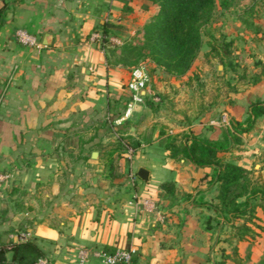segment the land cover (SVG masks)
<instances>
[{"label": "crops", "instance_id": "obj_1", "mask_svg": "<svg viewBox=\"0 0 264 264\" xmlns=\"http://www.w3.org/2000/svg\"><path fill=\"white\" fill-rule=\"evenodd\" d=\"M124 4L133 7L132 0H0V172L9 174L0 183V247L16 244L13 231L22 226L44 264H76L83 247L128 246L135 249L131 264H201L209 242L198 216L192 210L175 231L165 221L158 185L171 182L175 192L182 183L186 189L189 176L211 175L212 168L169 158L143 102L120 120L129 73L108 67L105 48L89 41L104 22L129 24L120 13ZM16 30L39 46L17 41ZM213 132L204 134L217 138ZM125 137L138 143L130 157L115 149L127 143ZM231 153L238 165L264 177V125L241 135L226 157ZM176 161L185 163L184 171ZM138 168L147 172L145 180ZM129 172L136 176L131 184ZM203 181L191 187L205 197ZM134 194L153 200L156 209L137 208ZM256 215L264 223V213ZM170 231L179 244L172 254L169 243L161 245ZM5 259L11 261L10 250Z\"/></svg>", "mask_w": 264, "mask_h": 264}, {"label": "rangeland", "instance_id": "obj_2", "mask_svg": "<svg viewBox=\"0 0 264 264\" xmlns=\"http://www.w3.org/2000/svg\"><path fill=\"white\" fill-rule=\"evenodd\" d=\"M132 1V8L124 4L120 12L128 19L129 24L111 25L109 28L108 35L118 37L120 44L107 46H120L152 21L156 5L150 0ZM199 30L200 46L183 74L166 72L149 57L138 61L139 65L144 66L147 84L155 98L153 104L156 110L153 111V119L156 121L153 124L158 130V144L167 135L174 137L176 142L183 136L207 137L204 133L208 130L212 133L215 130V137L218 138L221 135L220 126L222 129L228 128L230 118L243 120L249 104L255 98H264V0H233L227 8H221L219 0H216L208 21L202 23ZM107 65L114 67L111 63ZM120 68L125 71L126 76L131 70L124 66ZM125 78L120 81L123 82V88ZM125 100L123 95V101ZM256 124L264 125V120L258 118ZM125 138L127 144L135 146L136 141ZM115 149L121 152L125 148L120 142ZM236 156V153H231L229 158L234 159ZM175 164L181 172L186 168L184 162L176 161ZM208 176L210 175L189 176L191 182L186 189L179 183L175 186L174 194L161 196L158 202L166 210L163 214L165 221L175 225V231L193 210L194 215L199 218L202 237L209 242L207 249L202 252L201 264H216L221 259V252L232 255L234 233L242 220L223 221L218 215L213 199L215 184L210 183ZM197 179L205 182V197L202 196L204 191L191 187ZM199 193L201 194L198 195ZM9 197L8 194L6 201ZM177 209H181L180 218L175 215ZM256 213L262 215L259 209ZM255 222L262 228L249 224L252 230L239 243L237 256L234 261L227 259L225 264H253L263 253L264 223L259 217ZM24 231L19 226L13 232ZM171 231L168 233L169 242L162 241L161 245L166 246L169 243L172 254L179 244Z\"/></svg>", "mask_w": 264, "mask_h": 264}, {"label": "trees", "instance_id": "obj_3", "mask_svg": "<svg viewBox=\"0 0 264 264\" xmlns=\"http://www.w3.org/2000/svg\"><path fill=\"white\" fill-rule=\"evenodd\" d=\"M150 1L156 5L150 24L120 46H106V62L132 70L139 66V59L149 57L166 72L183 74L200 46L199 27L208 21L216 0ZM232 1L219 0V6L227 8ZM2 14L0 7V23L3 21ZM110 27L107 22L101 25L102 36L109 34ZM103 41L106 43V40ZM143 104L152 111L156 110L153 100L146 95L143 96ZM258 118L264 120V101L255 98L249 104L243 120L230 118L228 128L222 129L220 126L221 135L218 138L190 135L176 142L174 137L166 134L160 142L173 160H187L195 167H211L209 181L215 184L214 209L223 221L242 220L234 233L232 255L221 252V259L216 264H225L227 259L234 261L237 242L252 230L249 224L262 228L255 221L258 220L257 209L264 213V177L254 175L251 168L242 167L226 157L230 149L241 144V135L255 128ZM129 144L135 148L138 143L135 146ZM158 188L163 197L174 194L171 182H162ZM7 250L11 252V261L8 263L5 259ZM42 255L34 242L27 240L13 244L10 248L0 247V264H35ZM253 264H264V251Z\"/></svg>", "mask_w": 264, "mask_h": 264}, {"label": "built area", "instance_id": "obj_4", "mask_svg": "<svg viewBox=\"0 0 264 264\" xmlns=\"http://www.w3.org/2000/svg\"><path fill=\"white\" fill-rule=\"evenodd\" d=\"M116 21H118V19ZM15 38L22 44L35 47L39 46L34 37L23 30H16ZM103 40H106V43ZM89 41L98 42L102 49H104L107 44H120V39L118 37H113L111 35L102 36L101 31L99 30L93 31L90 34ZM126 89L129 94V99L125 103L124 112L120 120L129 116L135 104L143 102V96L146 95L149 96L151 100H155L152 92L147 88V75L143 65L134 67L129 71ZM123 146L125 148V155L130 157L133 153V148L127 143H123ZM8 178L9 174L7 172H0V183ZM128 178L130 179L129 183L131 184V181H133L136 176L134 173L129 172ZM133 199L134 205L137 208L143 209L147 212H152L156 209L155 202L149 198L139 197L134 194ZM29 238L30 233L28 231L18 232L16 234L17 243L25 242L29 240ZM134 252L135 249L132 246L114 247L110 250L83 247L76 252V264H91V260L96 261L98 264H131ZM35 264H44V261L39 259Z\"/></svg>", "mask_w": 264, "mask_h": 264}, {"label": "water", "instance_id": "obj_5", "mask_svg": "<svg viewBox=\"0 0 264 264\" xmlns=\"http://www.w3.org/2000/svg\"><path fill=\"white\" fill-rule=\"evenodd\" d=\"M96 152H92L91 156H94ZM137 176L143 180L146 179L147 172L143 168H138L137 170Z\"/></svg>", "mask_w": 264, "mask_h": 264}]
</instances>
